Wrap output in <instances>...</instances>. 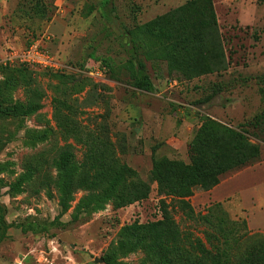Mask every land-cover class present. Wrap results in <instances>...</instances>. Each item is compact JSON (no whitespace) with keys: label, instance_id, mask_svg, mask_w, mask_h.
<instances>
[{"label":"rangeland","instance_id":"obj_1","mask_svg":"<svg viewBox=\"0 0 264 264\" xmlns=\"http://www.w3.org/2000/svg\"><path fill=\"white\" fill-rule=\"evenodd\" d=\"M186 1L64 0L59 16L55 0H0L2 54L24 46L49 26L54 35L49 49L77 70L64 73L76 79L66 83L59 74L30 68L31 97L34 91L40 94L35 113L9 111L26 103L24 89L14 80L8 93L0 92V205L9 226L0 242V264H149L141 250L113 258L112 251L124 226L162 218L161 201L182 232L203 238L202 224L157 194L150 171L153 158L189 163V145L208 116L247 130L261 155L255 163L223 175L212 190L195 189L184 200L197 215L221 203L243 233L264 235V141L249 125L264 107V3L213 0L224 68L187 79L180 71L169 72L166 61L155 55H142L153 87L139 90L132 85L127 31ZM37 4L45 7L44 18L37 14ZM98 65L105 69L104 81L88 75ZM7 73L0 68V88L9 86ZM78 80L85 82L81 90ZM56 98L66 103L58 105ZM77 130L107 134L117 160L135 171L136 182L148 186L146 197L120 208L109 202L102 210L79 214L77 206L87 191L78 190L62 206L59 191L43 181L56 176L52 165L64 146H70L71 162L81 166L85 145L75 139ZM42 133L43 138L35 139ZM29 166L39 169L28 172Z\"/></svg>","mask_w":264,"mask_h":264},{"label":"trees","instance_id":"obj_2","mask_svg":"<svg viewBox=\"0 0 264 264\" xmlns=\"http://www.w3.org/2000/svg\"><path fill=\"white\" fill-rule=\"evenodd\" d=\"M260 1L264 3V0ZM44 9L43 4L39 8L37 4V14L42 18L47 12ZM127 34L128 43L132 44V85L136 89L152 90L153 87L146 65L139 59L142 55L146 59L155 55L166 61L169 72L180 71L187 79L225 67L213 0H188L134 27ZM0 68L9 70L6 85L14 80L25 91L26 103H17L9 111L16 113L24 109L26 113H35L40 107V94L34 91L36 96L31 97L34 89L31 88L30 67L0 65ZM101 69L105 72L102 66ZM56 76L65 78L66 83L76 80L74 76ZM77 83H81L80 90L83 89L85 82L78 80ZM4 87L0 88V92L5 90L8 93L11 86ZM261 95L264 101V81ZM55 102L58 105L66 103L59 98ZM59 119L63 121L61 117ZM65 121H68L66 117ZM249 125L264 141V107ZM246 132L208 116L189 145V163L166 157L153 158L150 174L157 185V194L169 198L172 206L176 203L182 206L189 220L202 224L203 238L182 232L167 211L165 201H161L164 204L161 219L146 224L134 222L121 229L112 258L117 253L125 255L138 249L144 253L145 261L149 264H264V235H249L248 231L243 233L239 223L231 220L221 203H215L205 214L197 215L189 202L184 200V197L193 195L195 189L212 190L223 175L253 164L260 158V145L252 143ZM43 135L35 139L43 138ZM74 137L85 145L81 166L71 162L70 146H64L60 148L61 158L52 165L57 170L56 176L43 181L44 185L52 184L59 191L62 206H66L78 190L87 191L77 206L79 214L102 210L109 202H114L115 208H120L146 197L148 186L136 182L138 177L135 171L117 160L107 134L77 130ZM38 169V166L27 168L28 172ZM3 212L4 208L0 205V242L6 237L9 227L4 222Z\"/></svg>","mask_w":264,"mask_h":264},{"label":"built area","instance_id":"obj_3","mask_svg":"<svg viewBox=\"0 0 264 264\" xmlns=\"http://www.w3.org/2000/svg\"><path fill=\"white\" fill-rule=\"evenodd\" d=\"M57 15H62L63 8L57 9ZM51 35L47 31L41 32L36 38L27 42L24 46L10 47L4 55L0 57V65L16 67L26 65L33 70L48 72L53 74H64L76 72L74 67L65 64L50 49ZM91 78L104 81V71L98 65L95 72L88 74Z\"/></svg>","mask_w":264,"mask_h":264},{"label":"crops","instance_id":"obj_4","mask_svg":"<svg viewBox=\"0 0 264 264\" xmlns=\"http://www.w3.org/2000/svg\"><path fill=\"white\" fill-rule=\"evenodd\" d=\"M54 7L56 8V11H57L58 8L59 9L63 8V12H64L65 11L64 0H55ZM59 16H61V15H59ZM49 30H50V28H49V26H47V28H45L43 31H47L51 35V38L53 40L54 35ZM20 46L21 45H16V46H13V47H20ZM49 47H50V44H49ZM0 55H4V54H2V52H0Z\"/></svg>","mask_w":264,"mask_h":264}]
</instances>
